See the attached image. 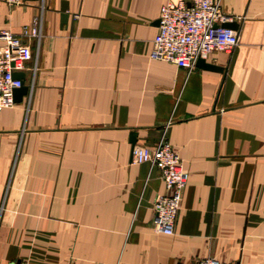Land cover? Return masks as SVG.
Returning <instances> with one entry per match:
<instances>
[{
    "label": "crops",
    "instance_id": "1",
    "mask_svg": "<svg viewBox=\"0 0 264 264\" xmlns=\"http://www.w3.org/2000/svg\"><path fill=\"white\" fill-rule=\"evenodd\" d=\"M167 1L188 0L0 1L13 34L40 18L29 91L0 110V264H264V0H222L238 44L205 60L221 70L150 59ZM132 132L187 174L171 235Z\"/></svg>",
    "mask_w": 264,
    "mask_h": 264
},
{
    "label": "built area",
    "instance_id": "2",
    "mask_svg": "<svg viewBox=\"0 0 264 264\" xmlns=\"http://www.w3.org/2000/svg\"><path fill=\"white\" fill-rule=\"evenodd\" d=\"M9 6L25 4L26 0H0ZM189 4V5H188ZM226 18L222 0H188L165 2L158 17L157 32L152 39L149 57L172 62L191 70L198 59L206 60L214 51L231 52L238 44V34L221 26ZM40 18L35 16L24 25L19 35L0 28V110L12 106L13 91L21 80L13 72L22 71L32 59L30 41L39 42ZM27 40V41H26ZM34 69V68H33ZM132 159L135 163H148L159 170L165 193L157 194L152 203V226L156 232L171 235L180 208L187 174L177 150L164 138L154 146L134 145ZM195 264H222L206 257Z\"/></svg>",
    "mask_w": 264,
    "mask_h": 264
},
{
    "label": "water",
    "instance_id": "3",
    "mask_svg": "<svg viewBox=\"0 0 264 264\" xmlns=\"http://www.w3.org/2000/svg\"><path fill=\"white\" fill-rule=\"evenodd\" d=\"M26 1H37V0H26ZM65 10H66V8L64 6H61V8H60V12H61L60 13V22L62 24H65L67 21V18H68V14L65 12ZM234 25H235L234 22H223V23H221V26L227 27V28L234 27ZM196 64H197V66L202 67L204 69L221 70L220 67L215 66L213 64L206 63V61L203 59H198ZM13 77L21 80L20 86L18 88H15L13 91V101L14 102H20L22 100V97L28 93L29 87L25 84L24 74L22 71L13 72ZM135 135H136V133L132 132V134H131L132 145H134V143H135Z\"/></svg>",
    "mask_w": 264,
    "mask_h": 264
},
{
    "label": "bare ground",
    "instance_id": "4",
    "mask_svg": "<svg viewBox=\"0 0 264 264\" xmlns=\"http://www.w3.org/2000/svg\"><path fill=\"white\" fill-rule=\"evenodd\" d=\"M225 28H227V27H225Z\"/></svg>",
    "mask_w": 264,
    "mask_h": 264
}]
</instances>
